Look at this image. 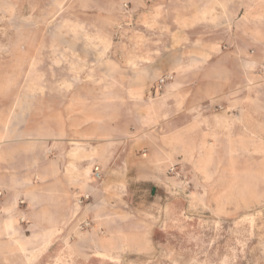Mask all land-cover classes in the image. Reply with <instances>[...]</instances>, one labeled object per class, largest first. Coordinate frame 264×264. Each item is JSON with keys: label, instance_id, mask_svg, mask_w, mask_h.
<instances>
[{"label": "crops", "instance_id": "crops-1", "mask_svg": "<svg viewBox=\"0 0 264 264\" xmlns=\"http://www.w3.org/2000/svg\"><path fill=\"white\" fill-rule=\"evenodd\" d=\"M73 3L95 26L100 4ZM117 9L119 33L58 34L55 81H0V236L22 233L25 255L106 205L100 186L129 168L198 151L209 169L255 168L264 154V0H110L106 26Z\"/></svg>", "mask_w": 264, "mask_h": 264}, {"label": "rangeland", "instance_id": "rangeland-1", "mask_svg": "<svg viewBox=\"0 0 264 264\" xmlns=\"http://www.w3.org/2000/svg\"><path fill=\"white\" fill-rule=\"evenodd\" d=\"M88 1L0 0V81H55L62 74L58 34L123 29L120 9L106 26L110 0H94L100 7L89 26L88 10L73 3ZM146 91L157 95L153 86ZM187 155L194 161L161 162L167 168L150 173L129 168L122 182L111 178L119 184L100 186L106 205L92 213L81 207L42 252L25 255L16 245L22 233L1 234L0 264H264V154L258 152L255 168L212 169L200 151ZM84 220L90 225L82 227Z\"/></svg>", "mask_w": 264, "mask_h": 264}, {"label": "built area", "instance_id": "built-area-1", "mask_svg": "<svg viewBox=\"0 0 264 264\" xmlns=\"http://www.w3.org/2000/svg\"><path fill=\"white\" fill-rule=\"evenodd\" d=\"M173 79V75H169V74H166V75H163L161 76L156 84L154 85V89H155V92H159L161 91L165 84L169 81V80H172ZM173 170V169H172ZM94 176L97 178V179H100L102 177V174H101V171H100V168L99 166H95L94 168ZM89 199V194L85 193V194H80L77 198V202L79 204H82L84 201H87ZM90 225V221L88 220H84L83 223L81 224L82 227L84 226H89Z\"/></svg>", "mask_w": 264, "mask_h": 264}, {"label": "bare ground", "instance_id": "bare-ground-1", "mask_svg": "<svg viewBox=\"0 0 264 264\" xmlns=\"http://www.w3.org/2000/svg\"><path fill=\"white\" fill-rule=\"evenodd\" d=\"M34 254V253H33ZM37 254V253H36Z\"/></svg>", "mask_w": 264, "mask_h": 264}]
</instances>
